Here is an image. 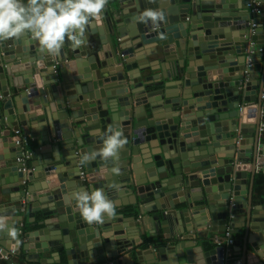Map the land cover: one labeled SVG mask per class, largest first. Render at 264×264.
Instances as JSON below:
<instances>
[{
	"label": "water",
	"instance_id": "obj_1",
	"mask_svg": "<svg viewBox=\"0 0 264 264\" xmlns=\"http://www.w3.org/2000/svg\"><path fill=\"white\" fill-rule=\"evenodd\" d=\"M251 2L117 0L90 21L85 45L66 40L58 55L30 34L0 40V250L42 264H222L231 227L240 264H264V202L245 168L264 166V0L258 12ZM148 10L156 21L140 19ZM20 127L38 144L27 162ZM109 130L126 143L105 159ZM25 162L30 231L18 214ZM81 188L104 190L115 214L86 222ZM141 206L164 237L131 256L141 235L123 223Z\"/></svg>",
	"mask_w": 264,
	"mask_h": 264
},
{
	"label": "clouds",
	"instance_id": "obj_2",
	"mask_svg": "<svg viewBox=\"0 0 264 264\" xmlns=\"http://www.w3.org/2000/svg\"><path fill=\"white\" fill-rule=\"evenodd\" d=\"M107 0H0V40L30 34L49 54L58 55L65 41L75 48L86 44L85 29L99 19ZM141 20L156 21L155 11H145ZM126 141L119 130L102 137L99 155L115 158ZM91 157L83 156L87 161ZM78 211L88 223L102 222L115 214L114 202L102 189L81 188L74 193Z\"/></svg>",
	"mask_w": 264,
	"mask_h": 264
},
{
	"label": "crops",
	"instance_id": "obj_3",
	"mask_svg": "<svg viewBox=\"0 0 264 264\" xmlns=\"http://www.w3.org/2000/svg\"><path fill=\"white\" fill-rule=\"evenodd\" d=\"M114 6H118V3H117V0H107V3H106V6H105V8H107V10H109V12L110 13H112V11H114V9H115V7ZM113 14V13H112ZM99 22V28H101L102 29V32L103 33H105V30H103V26H102V21L101 20H99L98 21ZM104 36V38L106 37L105 35H103ZM248 55H249V53H248ZM257 61V63L258 64H262L263 63V61H264V58H258V59H256ZM42 63V62H41ZM155 73H160V75H162V72L159 70V71H156ZM177 80V79H176ZM177 83V82H176ZM20 129L22 130V134L24 135V136H26L27 138H28V144H26V145H28L27 147H26V151H28V153L29 154H31L32 153V150L33 149H36V148H38V144H37V141H34L33 139H32V136L31 135H28V134H25V132H24V129H23V127H20ZM13 135H16V130H14L13 131ZM23 135H22V137H23ZM262 139H263V141H264V129L262 130ZM30 147H31V149H30ZM27 162V161H26ZM26 164V167L28 168V170H26V171H24L25 172V174H26V176H25V179L26 178H28V173L30 172V171H33V168L31 167V165L30 164H28L27 165V163H25ZM245 168H248V172H247V180H248V189H250V185H251V180H252V178H253V176H254V187H255V181H256V176L258 175V174H260V173H264V166H262V165H260L258 168H257V170L256 171H253V167L249 164V165H247V166H245ZM26 181H27V183H26V187H24L25 189H26V194H25V196H24V198H23V201H24V203H25V207L23 208V209H21V210H19L18 211V214L19 215H22L23 216V226H22V230L24 231V230H28V231H30V230H35V229H37L36 227H33V228H30L29 227V225L30 224H32V223H30L29 222V218H30V211H29V208H28V204H29V199H30V197H31V193L29 192V190H28V188L29 187H31V188H34V182L33 181H29L28 179H26ZM41 180H36V185L37 186H40L41 184V182H40ZM42 183H44V182H42ZM249 194V193H248ZM16 195H18L16 192L14 193H12V196H14V197H16ZM4 199H6V201H5V205L6 206H10V204H12L11 202H10V199H9V195H7V196H5V197H3ZM213 198H219V195H213ZM126 202H128L129 201V198L128 197H126L125 199H124ZM261 200H264V197H261ZM119 202H120V200H119ZM17 205H19V202H15ZM114 204H115V202H114ZM256 204V203H255ZM259 204V203H258ZM258 204H256V205H258ZM11 207V206H10ZM13 208V207H12ZM132 208V207H131ZM133 212L134 213H136L137 212V221H134V219L131 217V218H129L128 220V222H124L123 223V226L124 227H126V225H130V224H133V225H135V226H132L131 228H129V235L130 236H133V237H139L140 235H141V239H140V243H136V245L133 247V248H129V254L131 255V256H134L136 253H137V251H140V250H142V249H144V250H147L148 248H145L144 246H142V245H140L142 242H144V241H147V240H152V239H154V238H152L151 236L152 235H156V237L157 238H163L164 237V232H163V229H162V227L160 228L159 227V224H158V222L157 221H155L154 223L153 222H151L150 221V219H151V217H152V215L154 214V213H156L155 211H152V212H147L146 211V209L144 208V206H141V207H137V208H134L133 210H132V212H129V213H126L125 215L126 216H132L133 215ZM41 212H37L36 213V217H38V215H40L41 216ZM139 218H141V220H138ZM40 219L38 218L37 219V221H39ZM131 221H133V222H131ZM137 222H140V225H141V227H142V231H141V234H139L140 233V230L137 228V226H136V223ZM155 224L156 225V227H157V230L154 228V226H153V224ZM26 226H28L29 228H27V229H25L24 227H26ZM132 229H135V231L133 232V230ZM156 239V238H155ZM132 242V241H131ZM48 254V255H47ZM129 254H127V253H125V255L124 256H128ZM27 256H28V253L26 252V251H24V250H21L18 254H16L15 256H13L12 257V259H13V261L16 263V264H42L40 261L39 262H35V261H30V260H28L27 259ZM46 256L47 257H50V254L49 253H46ZM123 256V255H122ZM41 258H43V255L41 256ZM65 257H64V261H63V263H66V261H65ZM138 259V258H137ZM50 260H52V259H50L49 258V261ZM234 260H240V257L237 255V251H234V249H233V251H232V256H229L227 253H226V258H225V261H234ZM9 262L10 261H8V260H4V259H0V264H9ZM53 264H57V263H53Z\"/></svg>",
	"mask_w": 264,
	"mask_h": 264
},
{
	"label": "built area",
	"instance_id": "obj_4",
	"mask_svg": "<svg viewBox=\"0 0 264 264\" xmlns=\"http://www.w3.org/2000/svg\"><path fill=\"white\" fill-rule=\"evenodd\" d=\"M255 4H258V3H256V0H252V2L249 5L252 7V11L253 12H258L259 9L255 6ZM255 31H256V29L253 28L252 29V32H255ZM251 44H254V43L252 42ZM260 51H263V48H261ZM251 66H252V59L250 58V56H248V67H251ZM263 129H264V124L261 127V131ZM16 135H19V137H20L19 139L16 140L17 145H21V146H23L26 149V147L29 145L28 144V141H29L28 138L22 134V130L21 129L16 130ZM22 135H23V137H22ZM26 144H28V145H26ZM24 154H25L24 160L27 161L31 154H29L28 151H26V150H25ZM23 170L26 171V170H28V168L27 167H24ZM81 175L83 177H85V172L83 171L81 173ZM25 183H26V180H25ZM138 220H141V218H139ZM224 237H225V247L227 249V252L226 253L229 256H232V251H233V247L232 246L235 244L236 238L233 235V232H232V228L231 227H228L227 228V230L224 233ZM223 242L220 241V240H218V244L219 245H222ZM0 254H1L0 259H4V260L10 261L9 264H16L13 261V259H12L13 256H15L16 254H18L17 251H16V249H11L9 251H5L4 249H1L0 250ZM240 262H241L240 260L224 261V263H222V264H240Z\"/></svg>",
	"mask_w": 264,
	"mask_h": 264
},
{
	"label": "trees",
	"instance_id": "obj_5",
	"mask_svg": "<svg viewBox=\"0 0 264 264\" xmlns=\"http://www.w3.org/2000/svg\"><path fill=\"white\" fill-rule=\"evenodd\" d=\"M254 193L256 198L255 203L262 204L264 202V200H261V197H264V173H260L256 176Z\"/></svg>",
	"mask_w": 264,
	"mask_h": 264
}]
</instances>
